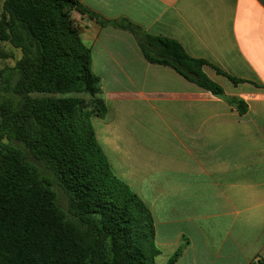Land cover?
Listing matches in <instances>:
<instances>
[{
    "label": "crops",
    "instance_id": "crops-1",
    "mask_svg": "<svg viewBox=\"0 0 264 264\" xmlns=\"http://www.w3.org/2000/svg\"><path fill=\"white\" fill-rule=\"evenodd\" d=\"M108 21L177 41L244 114L148 63L127 31L86 16L82 42L106 106L95 137L148 207L165 264L264 261V0H78ZM244 82L233 84L215 69ZM227 87V90L224 88ZM96 127V128H95Z\"/></svg>",
    "mask_w": 264,
    "mask_h": 264
},
{
    "label": "trees",
    "instance_id": "trees-1",
    "mask_svg": "<svg viewBox=\"0 0 264 264\" xmlns=\"http://www.w3.org/2000/svg\"><path fill=\"white\" fill-rule=\"evenodd\" d=\"M72 11L129 32L148 63L174 70L240 114L247 110L207 77L206 61L173 39L105 20L78 0H4L0 42L21 56L0 70V264H154L144 246L148 238L159 253L150 210L117 177L95 137L92 118H103L106 106ZM186 244L165 264H175Z\"/></svg>",
    "mask_w": 264,
    "mask_h": 264
},
{
    "label": "rangeland",
    "instance_id": "rangeland-1",
    "mask_svg": "<svg viewBox=\"0 0 264 264\" xmlns=\"http://www.w3.org/2000/svg\"><path fill=\"white\" fill-rule=\"evenodd\" d=\"M3 1L4 0H0V15L2 13V4H3ZM70 17L74 20V23L79 28L80 36H81L82 30L85 27L84 26L85 25V23H84L85 21L82 18H80L79 15L75 11H72L70 13ZM0 51L3 52L6 55V58L0 59V70L7 69V68H12L14 66L15 62L21 56V53H20L19 50L14 49L7 42H3V41L0 42ZM224 88L227 90V87L226 86H224ZM96 123H97V118L93 117L92 118V124H94V126H95ZM117 177L120 178L119 175H117ZM150 244H151L150 239L146 238L145 241H144V246H146V250L148 252V256H151L152 257V259L154 261V264H159L156 261V257L160 254V251H159L158 254H155L154 247H151Z\"/></svg>",
    "mask_w": 264,
    "mask_h": 264
}]
</instances>
